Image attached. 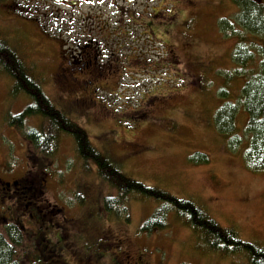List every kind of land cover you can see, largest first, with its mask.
<instances>
[{"label":"rangeland","instance_id":"374dc122","mask_svg":"<svg viewBox=\"0 0 264 264\" xmlns=\"http://www.w3.org/2000/svg\"><path fill=\"white\" fill-rule=\"evenodd\" d=\"M113 1L117 0H72L58 7L50 0H0V32L45 96L87 133L91 145L112 166L132 181L194 202L223 229L264 248V172L250 171L243 146L236 152L228 149L226 137L214 126L219 109L240 102L245 85L232 59L238 39L228 35L223 23L228 20L240 29L239 8L233 0L140 3L136 10L162 9L155 18L156 35L146 39L138 34L133 39L139 41L134 49L148 45L143 47L148 55L139 50L108 56L118 59V67L103 87L94 90L71 87L56 78L67 65V56L63 43L56 40L53 18L67 21L73 16L75 27H83L85 19L93 24L113 22L119 17ZM158 29L164 34L158 36ZM31 103L0 67V232L11 221L23 224V247L34 264H43L42 257H36L40 243L36 238L43 233L62 256L52 257L50 264H249L244 253L223 257L213 252L205 236L173 210L166 212L164 230L143 233L142 226L163 207L153 199L131 194L123 204H111L107 213L106 199L117 198V192L100 179L92 160L77 153L74 138L65 132L54 142V153L44 157L47 169L40 183L48 211L57 209L56 220L49 226L45 213L49 227L44 230L42 217L35 215L33 221L23 207L17 211L14 191L3 185L28 176L30 151L40 155L11 122ZM247 120L240 106V137ZM25 123L27 129L49 131L48 120L41 116H30ZM197 153L206 154L209 163H193Z\"/></svg>","mask_w":264,"mask_h":264},{"label":"trees","instance_id":"16d2710c","mask_svg":"<svg viewBox=\"0 0 264 264\" xmlns=\"http://www.w3.org/2000/svg\"><path fill=\"white\" fill-rule=\"evenodd\" d=\"M233 2L239 8L236 21L240 29L234 28L228 20L223 23L228 28H226L228 35L238 39L232 52V59L238 67L236 74L245 79V85L239 95L240 102L237 100V104L229 102L219 109L215 115L214 126L222 136L226 137L228 149L236 152L243 146L244 159L248 169L259 173L264 172V0H233ZM247 34L252 39L248 38ZM0 67L14 80L16 91L24 92L32 99V103L23 113L12 118L11 125L17 128L31 147L33 146L34 152L40 155L37 157L30 151L32 169L29 170L28 176L18 181V185L16 184L12 190L17 211L23 207L32 219L35 215L42 217L46 213L49 216L47 219L49 226L55 220L54 215L58 214L57 209L51 207L52 210L48 211L50 204L41 198L43 192L40 183L42 184V174L47 169L45 161H43L44 157L47 158L54 153V142L56 143L60 132H65L74 138L77 153L85 160H92L98 168L100 179L117 192V198L106 199L105 210L107 213L112 210L111 204H123L129 195L138 194L163 204V207L156 211L154 217L142 226L143 233L153 234L164 230L167 227L166 212L173 210L176 212V216L189 228L205 236L213 252L223 257L244 253L249 259V264H264V248L242 241L233 230L223 229L194 202L176 198L166 192L132 181L112 166L91 145L87 133L73 124L45 96L46 94L39 83L29 75L20 56L3 40L1 32ZM229 78H232L231 75ZM133 80L135 81V79ZM228 94V92L222 91L223 96H228ZM240 106L242 111L248 115L244 137L237 134ZM30 116H41L48 120L49 131L27 129L25 121ZM50 152L52 153L49 154ZM191 161L197 165H203L209 163V158L206 154L197 153L191 158ZM34 169L35 171H32ZM30 173L33 174L30 175ZM31 182L36 184L33 186ZM3 186L5 190L9 189L5 185ZM44 219L45 217L41 218L40 226L46 225L44 226L45 230L49 226ZM33 221L35 220L33 219ZM4 229V232H0V264H34V258L32 255L30 257L29 253H25L23 247L25 238L23 224L20 226L14 220ZM49 239L46 233H43L41 238H36L40 241V243H36L38 246L36 257H42L43 264H50L54 256L57 259L62 257L58 254L55 244H52Z\"/></svg>","mask_w":264,"mask_h":264},{"label":"flooded vegetation","instance_id":"af4514ba","mask_svg":"<svg viewBox=\"0 0 264 264\" xmlns=\"http://www.w3.org/2000/svg\"><path fill=\"white\" fill-rule=\"evenodd\" d=\"M50 1L58 7L67 6L72 2V0H67L62 4H58L56 0ZM158 1H113L111 6L114 7V15L119 16L117 20L113 22L108 20L96 22L92 19L93 24L89 21L86 22L87 19H85L83 27H75L73 16L66 17L67 21H58V19L53 18L52 23H54V27H57L56 31H58L56 40L59 45L63 43L67 56V65L61 69V73L56 78L62 77L63 81L67 85H71V87H85L94 90L97 87H103L104 83L112 77L111 74L115 68L118 67V59L111 60L114 57L110 59L108 56H117L121 53L128 56L129 51L137 54L136 51L139 50L143 54L148 55V53H144L143 48L144 46L148 48V45L143 44L140 49H134V44L136 43L138 46L139 41L133 39L137 40L138 34H141L146 39H151L156 35L154 27L157 22L155 18L162 14V9L156 10L151 6L145 7V10H136V8L140 3ZM128 19L133 22L130 26L124 25ZM157 33L158 36L164 34L161 29H158ZM131 39L133 41L129 44L123 42ZM146 78V81H149L150 76L147 75ZM16 184L18 185L17 182H14L10 187H15Z\"/></svg>","mask_w":264,"mask_h":264},{"label":"water","instance_id":"95a60500","mask_svg":"<svg viewBox=\"0 0 264 264\" xmlns=\"http://www.w3.org/2000/svg\"><path fill=\"white\" fill-rule=\"evenodd\" d=\"M63 1H65V0H57V2H63Z\"/></svg>","mask_w":264,"mask_h":264}]
</instances>
